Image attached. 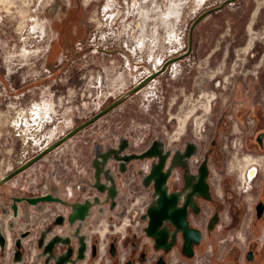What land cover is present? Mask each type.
<instances>
[{
    "label": "flooded vegetation",
    "instance_id": "obj_1",
    "mask_svg": "<svg viewBox=\"0 0 264 264\" xmlns=\"http://www.w3.org/2000/svg\"><path fill=\"white\" fill-rule=\"evenodd\" d=\"M113 3L104 0L103 12ZM87 11L80 0H53L51 54L60 48L68 53L72 45L77 54L92 49L85 38ZM190 42L191 30L188 48ZM181 56L151 68L143 78L157 73L144 85L164 79ZM227 113L215 119L206 146L194 138L171 144L161 136V157L133 158L123 170L110 152L122 139L127 146L121 154H141L159 137L141 149L128 135L90 144L76 138L101 115L0 185V251L9 250L15 264H264V111L251 109L248 118L244 109L236 124ZM108 152L102 163L100 155ZM95 164L102 168L98 176ZM153 175L164 190L160 221L147 214L156 191Z\"/></svg>",
    "mask_w": 264,
    "mask_h": 264
},
{
    "label": "rangeland",
    "instance_id": "obj_2",
    "mask_svg": "<svg viewBox=\"0 0 264 264\" xmlns=\"http://www.w3.org/2000/svg\"><path fill=\"white\" fill-rule=\"evenodd\" d=\"M80 1L92 49L51 54L53 0H0V176L179 54L164 79L149 81L76 138L90 144L128 135L135 149L156 136L171 144L194 138L204 147L224 109L232 124L244 109L245 117L264 111V0L215 10L223 0H113L106 13L104 0ZM0 264H15L9 250L0 251Z\"/></svg>",
    "mask_w": 264,
    "mask_h": 264
},
{
    "label": "water",
    "instance_id": "obj_3",
    "mask_svg": "<svg viewBox=\"0 0 264 264\" xmlns=\"http://www.w3.org/2000/svg\"><path fill=\"white\" fill-rule=\"evenodd\" d=\"M235 0H223L222 3L211 9V10H215L218 9L220 7H222L223 5L232 2ZM210 11V10H208ZM205 14V12L203 14H200L196 21H198L203 15ZM189 50V48H188ZM180 57V56H179ZM176 58H172L169 59L167 62H171ZM157 73V71L152 72L150 75H148L147 77L143 78L140 82H138L137 84L133 85L132 87L128 88L127 90H125L119 97H117L116 99H114L112 102H110L108 105H106L104 108H102L101 110H99L98 112H96L94 115H92L91 117L87 118L86 120H84L83 122H81L80 124H78L77 126H75L72 130H70L69 132H67L65 135H63L59 140H57L56 142H54L53 144H51L50 146H48L44 151H42L41 153L35 155L34 157H32L30 160H28L27 162H25L24 164H22L21 166H19L18 168H16L14 171H12L10 174L0 178V185L6 181L9 177H11L13 174L19 172L20 170H22L23 168H25L26 166H28L29 164H31L33 161H35L37 158H39L44 152L48 151L50 148H52L53 146H55L56 144H58L59 142L67 139L68 137H70L72 134H74L76 131H78L79 129L85 127L86 125H89L90 123H92L94 120H96L98 117H100L101 115L107 113L108 111H110L111 109H113L116 105H118L121 101H123L124 99H126L127 97H130L132 94H134L141 86H143L152 76H154ZM159 140V141H158ZM123 141V143H122ZM160 137L157 138L156 140H154L151 144V146L143 153L141 154H135V153H131V154H121V152L125 149V147L127 146V141L126 139H122L121 143L118 145L117 149H113L110 152L113 154V156L111 157L114 160H118L121 163V170H123V165L128 162L129 160L133 159V158H144V157H161V148H160ZM107 154H101L100 156L102 157V163H104L108 156L109 153ZM123 161V162H121ZM96 165V164H95ZM102 171V168L97 167L96 165V176L99 175V173ZM152 176H150L149 178H151ZM153 179L155 182V193L153 194V201L151 203V205L147 208V214L149 215V220H157L160 221L162 220L164 216V199H163V187L160 184V181H158L156 179V177L153 175ZM43 199H48V196L43 197ZM148 230V228L146 229ZM0 245L2 246V239L0 236Z\"/></svg>",
    "mask_w": 264,
    "mask_h": 264
},
{
    "label": "bare ground",
    "instance_id": "obj_4",
    "mask_svg": "<svg viewBox=\"0 0 264 264\" xmlns=\"http://www.w3.org/2000/svg\"><path fill=\"white\" fill-rule=\"evenodd\" d=\"M136 1V0H135ZM148 1L149 2H151L152 4H154L155 3V0H140L139 2L140 3H148ZM168 1V0H167ZM176 1V0H175ZM170 3V5H168L167 7L169 8V11L171 12V11H173V8H174V4L173 3H171V2H169ZM151 4V5H152ZM150 6V5H149ZM154 7V6H153ZM178 8V7H177ZM146 9V8H145ZM144 9V10H145ZM142 12V11H141ZM140 12V13H141ZM142 14V13H141ZM144 14V13H143ZM163 17V16H162ZM171 18H172V16H171ZM173 19V18H172ZM175 20V19H174ZM170 23H171V21L169 20V17H167V19L164 21V25H165V27L164 28H166L167 29V32H168V34H171V33H173V29H171L170 28ZM163 25V24H162ZM156 27V26H155ZM175 27V26H174ZM158 27H156V29H157ZM250 30V29H249ZM157 32V31H156ZM166 34V33H165ZM139 35V34H138ZM167 36V35H166ZM169 36V35H168ZM174 38V37H173ZM137 41V40H136ZM170 42H171V40H170ZM141 45H144V43H141ZM176 62V61H175ZM157 65V64H156Z\"/></svg>",
    "mask_w": 264,
    "mask_h": 264
},
{
    "label": "crops",
    "instance_id": "obj_5",
    "mask_svg": "<svg viewBox=\"0 0 264 264\" xmlns=\"http://www.w3.org/2000/svg\"><path fill=\"white\" fill-rule=\"evenodd\" d=\"M18 179V178H17Z\"/></svg>",
    "mask_w": 264,
    "mask_h": 264
}]
</instances>
